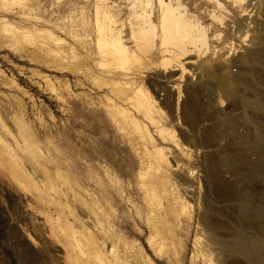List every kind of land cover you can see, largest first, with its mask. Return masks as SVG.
Segmentation results:
<instances>
[{
    "label": "rangeland",
    "instance_id": "rangeland-1",
    "mask_svg": "<svg viewBox=\"0 0 264 264\" xmlns=\"http://www.w3.org/2000/svg\"><path fill=\"white\" fill-rule=\"evenodd\" d=\"M58 1L37 3L39 11L67 18L71 3ZM221 1L223 20L211 15L215 3H187L209 35L207 47L190 48L189 71L179 62L164 70L160 53L142 57L127 94L153 96L165 111L156 115L161 132L118 97L120 80L80 45L74 59L51 65L22 14L30 5L0 10V264H92L98 243L123 264H264V0ZM72 4L77 14L87 3ZM12 29L22 31L16 41ZM113 102L135 112L152 138L122 124ZM20 123L47 156L48 173L15 158ZM155 146L170 157L185 209L165 194L159 208L151 202L144 183Z\"/></svg>",
    "mask_w": 264,
    "mask_h": 264
},
{
    "label": "bare ground",
    "instance_id": "bare-ground-1",
    "mask_svg": "<svg viewBox=\"0 0 264 264\" xmlns=\"http://www.w3.org/2000/svg\"><path fill=\"white\" fill-rule=\"evenodd\" d=\"M80 1H65V3H71L67 18L62 17L55 20L48 14H41L40 5L38 6L37 3H55L59 2L58 0L54 2L48 0H0V10H11L16 3L23 4L22 6L30 5L29 8L27 7V12H22V14L36 25H33L34 30L31 28L29 32L37 33L35 46L38 50H43L48 56H51L54 61L51 65L59 67L61 61L67 58L74 59L77 56L74 44L80 45L88 59L91 58L95 66L102 69V73L109 76L110 79L120 80L119 82L123 86H121L118 97L132 99V105L136 112L142 113L151 124L159 128L160 132L163 131V126L159 124L156 115L157 113L164 114L165 111L163 108L157 107V101L153 96L149 92L139 90H133V94L130 96L127 94V90L132 89L136 82L139 65L143 63V56L160 53L163 55L161 66L164 70L179 69L176 64L179 62V66L184 71H189L185 63L194 61L189 58L190 48L195 47L202 50L209 44L207 26L196 14L189 13L187 8V3L199 2L197 0H84L87 3L86 6H83L76 14L78 8L72 3ZM208 1L215 3L211 15L223 20L224 17L218 12H227L225 4L221 0ZM234 1L248 3L249 0ZM1 20L3 21V19ZM52 28L68 34L74 43L70 42L67 45V42L57 36ZM21 34L22 31L12 29L10 38L16 41ZM226 45L232 47L231 43ZM45 78L48 77L45 76ZM174 86L178 87L177 84ZM112 107L115 114L121 118L119 119L122 124L133 123L142 137L152 138L149 126H143L134 114L135 112L133 113L131 109L117 102H113ZM3 123L2 125L5 126ZM25 128L27 129V126L21 124L19 132L17 131L18 134L13 135L12 133L15 158L20 160L22 157L35 163L39 162L48 173L47 156L32 137L24 132ZM173 135L176 142H180L176 134ZM150 154L153 174L144 184L153 206L158 207L161 203V194H165L173 204H182L185 209V197L178 194V188L171 179L169 171L171 160L168 153H165L163 148L155 146ZM62 177L63 183H68L66 178ZM50 185L51 188H55L52 180ZM63 205L70 210L68 204L63 203ZM163 209L166 212V207ZM158 245L160 249L168 245L167 237L164 234ZM103 248L104 244L98 243V249L93 253L92 264H123L122 255L116 249L112 247L108 252H104ZM208 262L212 264L211 260Z\"/></svg>",
    "mask_w": 264,
    "mask_h": 264
},
{
    "label": "built area",
    "instance_id": "built-area-1",
    "mask_svg": "<svg viewBox=\"0 0 264 264\" xmlns=\"http://www.w3.org/2000/svg\"><path fill=\"white\" fill-rule=\"evenodd\" d=\"M234 70L236 71V70H237V68H236V67H234Z\"/></svg>",
    "mask_w": 264,
    "mask_h": 264
}]
</instances>
